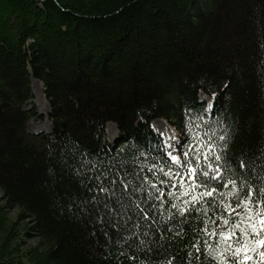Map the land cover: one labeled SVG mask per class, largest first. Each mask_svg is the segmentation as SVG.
Masks as SVG:
<instances>
[{
	"label": "trees",
	"instance_id": "obj_1",
	"mask_svg": "<svg viewBox=\"0 0 264 264\" xmlns=\"http://www.w3.org/2000/svg\"><path fill=\"white\" fill-rule=\"evenodd\" d=\"M31 78L47 132L29 130ZM156 118L182 161L220 155L223 179L160 185L183 169ZM262 221L264 0H0V264H264ZM233 224L249 234L225 239Z\"/></svg>",
	"mask_w": 264,
	"mask_h": 264
},
{
	"label": "snow or ice",
	"instance_id": "obj_2",
	"mask_svg": "<svg viewBox=\"0 0 264 264\" xmlns=\"http://www.w3.org/2000/svg\"><path fill=\"white\" fill-rule=\"evenodd\" d=\"M220 140H224V137H220ZM198 142V134L197 133H193V144ZM205 147L209 148L210 150L213 148L211 143H206L204 145ZM170 155V159L172 161V166L173 167H180L183 169V173H181L180 171H176L175 173L172 170V167L169 168L168 171H165L164 168H159V173H161L166 179L164 180H159V184L160 185H166L169 184V182L174 178V177H178V184L180 186H184L186 183L185 177H188V179L192 180L193 183H191L189 185L188 188L185 189L184 192L180 193L181 196H187L189 194V190H195L198 187H204L207 188L206 184H198L196 183L197 180L200 179V177H208L209 179L212 180H221L223 179V169L221 168V166L218 164V162L222 159V157L220 155H215L213 151H209V152H202L200 149H196L194 147H190V150L185 151L184 152V160L182 161L180 157L178 156H173L171 154ZM189 157H192L193 159H189ZM201 159H203L204 161V165L203 167L201 166ZM194 164V166L192 167H188V165H192ZM156 168V166L154 165L152 169H149V171H154ZM215 173L214 175L212 173ZM157 179H159V177H157ZM146 182L150 185V187L152 189L155 190V192L157 193L156 195V199L157 200H161L163 197L165 196H175V193L169 191V192H165L163 191V189L161 187H158L157 184L152 183L151 181H148V178L145 177ZM231 184L233 186H235L236 182L234 180H230L228 181L226 184H224V187H228V185ZM125 187H127V185H125ZM171 187L175 188L177 187L176 183H172ZM216 193V189L213 188L210 191H203L200 193L199 196H193L192 197V201L196 202L204 197H213L214 194ZM239 194V190L237 189L236 191L233 192H229L227 195L229 196H233L236 197ZM221 195H223V193H221ZM246 203H244L242 206L245 208H248L249 211H251L252 209L249 207V205H252L254 203L253 201V197L251 194H249L247 197H245ZM184 203H189V201H184ZM237 207H241L240 202H237ZM173 208L178 207V205L173 204L172 205ZM187 211V210H185ZM233 211H235V209H233ZM181 214L183 215L184 213L181 212ZM145 215H147L145 213ZM238 215V214H237ZM264 222V221H262ZM229 223V221L226 219L224 220V224L227 225ZM240 229L242 235H248L249 233L245 230V229H241L240 228V224H233L232 225V229L231 231V235L228 237H225V239H230L231 236H235L236 230ZM257 231L256 226L253 224L252 225V232L255 233ZM221 235H223V233H220ZM242 238H237V243H242ZM260 244H264V240H260L257 241ZM242 251V248H237L235 250V252L233 253L234 256L239 255ZM261 255H264V253H262ZM247 259H250V257H248Z\"/></svg>",
	"mask_w": 264,
	"mask_h": 264
},
{
	"label": "rangeland",
	"instance_id": "obj_3",
	"mask_svg": "<svg viewBox=\"0 0 264 264\" xmlns=\"http://www.w3.org/2000/svg\"><path fill=\"white\" fill-rule=\"evenodd\" d=\"M31 102L32 105L35 106L36 112L33 115V117L29 121V130L32 132H47L49 130V120L47 118V113L49 110V105L48 102L44 96L43 93V85L40 81L31 78ZM209 101V98L203 97ZM210 103V102H208ZM30 102H29V107H30ZM151 128L156 131L162 141V144L164 146L165 153L169 156H178V151H177V144L179 141V138L181 137L180 132L175 129L173 126H171L169 123H167L164 119L161 118H156L151 121ZM105 134H106V139L111 142L113 137L117 136V129L114 123L112 122H107L105 125ZM113 134V137L111 139H108V135ZM115 139V138H114ZM113 139V140H114ZM28 241H31L28 239Z\"/></svg>",
	"mask_w": 264,
	"mask_h": 264
},
{
	"label": "bare ground",
	"instance_id": "obj_4",
	"mask_svg": "<svg viewBox=\"0 0 264 264\" xmlns=\"http://www.w3.org/2000/svg\"><path fill=\"white\" fill-rule=\"evenodd\" d=\"M203 98V97H202ZM113 137V134L111 135V138ZM111 138H108V139H111Z\"/></svg>",
	"mask_w": 264,
	"mask_h": 264
},
{
	"label": "water",
	"instance_id": "obj_5",
	"mask_svg": "<svg viewBox=\"0 0 264 264\" xmlns=\"http://www.w3.org/2000/svg\"><path fill=\"white\" fill-rule=\"evenodd\" d=\"M114 138H116V137L114 136L113 139H114ZM113 139H112V140H113Z\"/></svg>",
	"mask_w": 264,
	"mask_h": 264
}]
</instances>
